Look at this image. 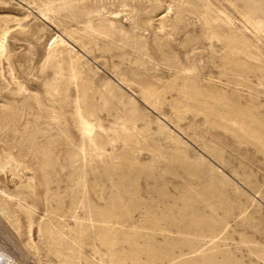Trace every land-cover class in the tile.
Segmentation results:
<instances>
[{"label": "rangeland", "instance_id": "1", "mask_svg": "<svg viewBox=\"0 0 264 264\" xmlns=\"http://www.w3.org/2000/svg\"><path fill=\"white\" fill-rule=\"evenodd\" d=\"M254 1L0 0V32L10 28L0 59L2 264H264V121L248 134L219 125L198 94H236L264 120V72L252 61L250 83L225 75L228 47L202 20L209 2L233 18L214 31L233 30L250 60L264 57V32L243 17L264 23ZM100 18L131 38L101 37ZM57 36L68 43L55 56ZM149 86L162 92L158 108L143 96Z\"/></svg>", "mask_w": 264, "mask_h": 264}, {"label": "bare ground", "instance_id": "2", "mask_svg": "<svg viewBox=\"0 0 264 264\" xmlns=\"http://www.w3.org/2000/svg\"><path fill=\"white\" fill-rule=\"evenodd\" d=\"M66 1H68V0H65V2ZM263 5H264V0H256V1H254V6L253 7L254 8H259L260 10H262V6ZM203 7L205 8V10L202 13V20L204 21V27L206 29L207 36H210L212 38L215 37L218 40H220V39L223 40L226 43V46L228 47V54H229V56H231L230 60L228 61L229 63L226 66V73H224V74L225 75H229L227 73H230L232 76H234V78H239L240 77V83H244V84L250 83V77L248 75H246L248 69L250 68V63L252 61H254L255 64L258 65V68L262 69V71L264 72V57L252 53L253 57L250 60L249 57L247 56V53L250 52V49L249 50L247 49L248 48L247 47L248 44H247L246 40L237 38V35L234 33L233 30H231V29H222L221 32H219V31L215 32L214 29H213L214 22L217 23V27L220 26V28H223L222 27V23L227 24L229 22H232L233 18L229 14H227L226 12H222L221 14L217 13L216 10L209 4V2L208 3H203ZM45 11H48V9L46 8ZM41 12L44 13V10L43 11L41 10ZM44 14L46 15V13H44ZM243 17L245 18V20L248 23L252 24V26L255 28V30H257L258 32H260V31L264 32V23L262 21H260V20H256L255 22H252L251 21L252 16H250V12H246L243 15ZM244 26H245V24H244ZM117 29L121 33H123L126 38H128V39L131 38L129 33L126 32L124 30V28L119 27L117 24H115L114 22H112L108 18H100V20H99V22L97 24V28L95 30L98 32V34L101 37H110V36H113L115 30H117ZM8 33H10V28H4L0 32V59L1 60H2V58L4 56V52H6L5 55H7V53H8V48H7V38L9 37ZM64 38L61 37V36H57L55 38L53 44L50 47V54L51 55H55L56 56L57 53H58L57 49L59 48V46L65 45V43H68V42H66L67 39H64ZM215 45H216V43L213 42L212 43V47H214ZM241 54L244 55V56H241ZM75 61H76V59H75ZM75 61L73 60V62H75ZM80 65H82V64H80ZM113 65H115V64H113ZM77 69H78V67L76 65H72L71 69H70V70L74 71V73L72 75V79H74V81L77 80V78L79 77V75H78L79 73H77ZM227 70H228V72H227ZM64 71H66V70H64ZM200 72H201V70H200ZM64 76H66V75L62 74V78ZM79 80L80 79L78 78V81ZM253 80H254V76H253ZM74 81H73V83H75ZM254 82H255V80H254ZM103 83H102V85H103ZM256 83L258 84V82H256ZM90 84H91V82H90ZM100 84H101V82H100ZM205 86H207V85H205ZM90 90H92V89L90 88ZM100 91H102V90H99V92ZM142 93H143V96H144L145 100L147 102L151 103L156 108H158L159 105H161L163 103V100H162V97H161V93L162 92L158 91L156 88H153L151 86L143 88ZM198 94L201 95V99H199V103H200L199 110L205 114L206 118H208L209 120L215 121L219 125L221 124V122L222 123H229L230 125H232L234 127V129H237V130L239 129L242 133H244V134L247 133L248 134L249 127L247 125H249L251 122L264 121V120H261L260 118H257V116H254L255 112L253 111V108H254L253 106L249 105V107L248 106L245 107V108L242 107L241 106V101H240L239 97L236 96V94L233 95V93H232V96H231L230 94L224 93L223 95L218 97L210 89H203V93L202 92H198ZM193 95H195V94H190V96H193ZM83 101H84V99H83ZM116 102L117 101H115V103ZM242 102H243V100H242ZM125 103L127 104V102H125ZM257 105H258V103H257ZM236 106H238V107H236ZM184 107L186 109H190L189 105H186ZM91 109H92V107H91ZM144 109L145 108L143 107L142 110H144ZM125 110H127V108ZM261 112H262V110H261ZM133 113H134V118H132V119L134 121H137V120L141 119L140 116H139L141 114L138 112V108L137 107L134 108ZM177 113L180 114L181 111L179 109H177ZM92 114H93L92 112H88L87 111L86 115H81L82 116V121L84 120L83 121L84 123L82 122L83 123V131H86L89 134H92V133L95 132L94 125L91 123L90 120L87 119ZM94 118H95V116H94ZM199 118H201V117H199ZM98 123L99 122H97V124ZM124 124H125V122H124ZM131 125L134 128L136 127V125H134V123L131 124ZM99 127H98V129H99ZM96 129H97V127H96ZM165 133H166V131H165ZM84 135L87 136V134H85V133H84ZM93 135H95V134H93ZM93 141L95 143V146H96L97 150L100 151L99 140L96 138V136H94ZM260 141L262 142L263 140L260 139ZM91 143L88 141L89 145H91ZM102 147H104V146H102ZM93 149L94 148H92V150ZM81 152H82V150H81ZM93 154H95V153H93ZM213 164H214V162H213ZM90 218L94 219L93 216L90 217ZM100 221L103 223L104 226H106V224H110L112 222V220L110 218L108 219V217L105 218L104 216H103V219H101ZM109 228L111 229V225H109ZM116 253H117L116 250L114 252H112L113 255H115ZM7 258H8L7 255L5 253H3L2 251H0V263L1 264H2V262L5 263ZM123 261L120 260L119 262L120 263H124ZM6 262H8V261H6ZM133 264H136V261L133 262ZM153 264H154V262H153Z\"/></svg>", "mask_w": 264, "mask_h": 264}]
</instances>
